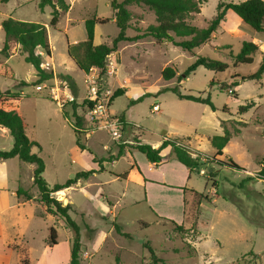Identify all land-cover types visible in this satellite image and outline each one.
<instances>
[{
    "label": "rangeland",
    "instance_id": "obj_1",
    "mask_svg": "<svg viewBox=\"0 0 264 264\" xmlns=\"http://www.w3.org/2000/svg\"><path fill=\"white\" fill-rule=\"evenodd\" d=\"M40 1L4 3L0 0V47L5 38L1 22L6 18L47 24L53 58L52 54L51 59L45 54L42 63L54 64L53 73L58 78L64 76L60 72L66 73L81 86L84 75L71 62L67 44L85 41V22L97 17L108 22L96 25L94 43L111 45L119 29L112 22L115 13L110 1L66 0L70 8L60 19L57 29L49 26L52 7L46 6L42 11ZM243 1L201 0V12L195 14L191 22L204 28L216 15L220 2ZM128 9L132 13L128 36L135 37L138 31L143 33L155 24L154 13L148 8L130 6ZM227 15L211 42L193 52L148 36L121 43L119 50L108 57L105 73L90 72L99 74L102 93L125 90L124 95L113 101L111 111L143 127V140L148 144L160 140V136L173 137L175 130L190 132L192 137L197 135L198 149L203 154L192 150L188 139H179L189 147L191 155L199 159L202 166L200 171H195H203L206 177H193V182L205 193L190 195L182 224L158 217L145 202L133 204L129 197L122 199L125 186L121 182L108 181L110 170L119 171L132 161L130 150L124 158L116 159L115 168L108 164L107 172L91 175L87 180L82 179L68 189L53 193L64 206L71 205L70 216L80 226L81 240L87 249L81 255V264H164L161 261L165 264H264V181L257 178L264 163V78H247L260 69L264 33L240 21L231 10ZM244 41L258 45L252 64L235 62L234 56L241 52ZM198 56L227 63L228 70L217 73L199 67L185 78L183 75ZM0 60L5 62L3 57ZM7 64L13 69L15 78L0 76V90L15 91L20 88V82L28 84L21 88L24 94L21 111L27 123V136L40 145L34 152L45 163L43 178L50 187L66 183L78 172L94 169L92 156L95 161L106 159L110 162L108 156L112 151L131 146L113 141L105 131L87 137L78 133L77 136L62 110L45 93L36 92L33 86L36 70L25 62L24 55L11 57ZM166 67L176 70V76L170 81L162 76ZM111 69H114L113 75L108 73ZM211 82L214 83L212 87ZM175 87L184 94L210 95L216 111L206 105L180 100L172 91H166ZM76 90L79 94L78 86ZM83 93L84 87L81 95ZM145 94L149 95L143 102L130 106L131 100ZM85 104L86 101L80 107ZM155 104L160 106V112L152 110ZM248 104L252 107L241 113V107ZM223 126L230 130L232 138L223 156H217L209 138L222 135ZM135 130L127 131L123 140H133ZM78 139L84 151L77 146ZM229 159L242 170L225 165ZM23 165L19 169L22 188L32 200L19 201L9 194L2 201L0 264H69L73 232L63 218L49 214L39 201L40 194L33 183L35 166ZM11 168L15 173V167ZM11 175L13 177V173ZM51 228L56 230V246L50 244Z\"/></svg>",
    "mask_w": 264,
    "mask_h": 264
},
{
    "label": "trees",
    "instance_id": "obj_2",
    "mask_svg": "<svg viewBox=\"0 0 264 264\" xmlns=\"http://www.w3.org/2000/svg\"><path fill=\"white\" fill-rule=\"evenodd\" d=\"M8 3L10 0H2ZM111 8L115 13V23L119 29L117 36L112 40L111 45L100 44L95 45V28L96 25H104L108 21L97 17L86 20L85 26L87 31V39L76 44H69L67 47L68 56L75 63L77 68L85 74L90 73L93 68L99 69L101 73H105L108 57L119 50V45L124 42H134L144 37H153L157 42H168L182 48L185 51L193 52L196 48L210 43L214 33L220 29V25L226 19L228 11H233L242 21L258 33H264V0H245L243 2H220L217 6L216 15L208 21L207 26L198 28L192 24L191 18L200 13L201 0H109ZM46 6L52 7V17L49 26L57 29L60 19L69 11V4L66 0H41L39 8L43 11ZM138 6L146 7L155 16V24L150 25L143 33L138 31V35L130 37L127 31L131 29L132 13L128 7ZM2 30L5 34L3 47L0 51V56L9 59L17 54L18 50L25 55V62L32 65L36 70L37 80L33 86L52 78V73H47L41 67L42 57L37 54V50L41 49L50 58L52 51L50 48L48 29L45 25L37 22H24L16 20L12 17L6 18L1 23ZM183 39V40H177ZM20 46V47H19ZM258 45L254 42L244 41L242 50L238 55L234 56L235 62L238 64H252L253 55L258 52ZM204 67L217 73H224L228 70V64L220 61L208 59L203 56H198L195 61L189 66L185 74L188 78L191 73L197 68ZM264 74V55L262 56L260 69L254 75L247 77L248 79L261 80ZM0 76L8 79H14L15 74L13 69L5 62L0 61ZM163 79L170 81L176 76V70L172 67H166L162 72ZM62 78L70 83L74 93H77L76 84L70 76H62ZM181 80L182 77L180 76ZM18 90H0V126L9 130L14 139L13 147L8 150H0V160H9L19 158L21 161L35 166L33 171V183L38 188L40 197L39 201L46 207L49 214L60 216L64 219L66 226L73 232V243L70 252L69 264H81V255L87 251L86 246L82 243L80 226L71 218V205H63L60 201L52 196L53 193L63 191L74 185L80 180H87L91 175L96 173L95 170L81 171L69 179L64 184H56L50 187L43 178L45 171V163L43 159L34 152L35 148H40V145L31 140L26 133L27 123L21 111V103L24 98L23 87L27 86L26 82L19 83ZM210 86H214L211 82ZM172 91L180 100H187L198 104H205L216 111V108L211 100L210 95L207 97L196 96L192 94H184L179 88L166 89ZM125 94V90L120 89L114 92L112 101ZM149 95L145 94L136 100L130 101V106L139 104L144 101V98ZM252 107V104L243 106L240 109L241 113L247 112ZM77 106H74L76 111ZM66 117L67 114L63 113ZM124 119V116H121ZM78 119V124L81 125V118ZM238 132V129H235ZM77 136L78 133L76 132ZM232 134L228 128L223 126V134L209 138V142L216 149L217 156H223L225 147L229 144ZM136 145L134 149L146 155L147 159L156 165L162 162L161 151L167 147H171L176 159L190 169V171H200L202 166L199 159L193 157L189 147L183 144L179 138H166L161 146L157 149L149 144H142L137 138H134ZM77 146L84 151L85 149L77 140ZM123 155V150L120 149L117 158ZM106 161V159H102ZM102 161H95L100 166ZM230 168L242 170L231 159L225 163ZM199 173V172H198ZM257 178L264 180V163L257 172ZM192 194H200L193 192ZM202 194V193H201ZM17 196L25 200H31L32 196L23 188L17 190ZM91 230L89 227H87ZM119 230V227L116 228ZM50 244L57 245V234L54 228H51ZM151 256L154 262H157L155 253L152 249ZM165 264L164 261H161ZM156 264V263H155Z\"/></svg>",
    "mask_w": 264,
    "mask_h": 264
},
{
    "label": "crops",
    "instance_id": "obj_3",
    "mask_svg": "<svg viewBox=\"0 0 264 264\" xmlns=\"http://www.w3.org/2000/svg\"><path fill=\"white\" fill-rule=\"evenodd\" d=\"M227 16L228 15H226V17ZM14 19L27 22L26 20L20 19V18H14ZM240 21H242V19H240ZM28 22H31V21H28ZM112 22L115 23V18L112 20ZM43 25L47 27V24H43ZM66 31L68 32V29ZM95 34H96V28H95ZM4 40L1 44L0 51L3 47ZM252 41H256V39H253ZM76 43L78 42L75 40V41L70 42L69 44H76ZM67 47H68V44H67ZM17 54H22L20 49L18 50ZM37 54H40L42 57V61H44V55H45L44 51L41 49H38ZM24 58H25V55H24ZM52 58H53V52H52ZM4 59H5V63H7V61L9 60L6 58ZM71 62L73 61L71 60ZM82 73L83 75L85 74L84 72ZM60 74L64 76H69L68 74L63 73V72H60ZM263 78H264V74H263ZM37 79L38 78L36 77V80ZM75 84H76V87L78 86L80 88V93H81V90L84 87L83 81L81 82V86H79L77 81H75ZM195 104H198V103H195ZM200 105H205V104H200ZM160 111L161 109L159 106V111L157 112H160ZM124 119H126V121L130 123L129 130L136 129L135 134L133 135V138H137L142 144H148L146 141L143 140V135H145L144 134L145 129L139 126L138 124L132 123L125 116H124ZM180 129H183V128H180ZM8 133L10 134L9 130H7L6 128H3V127L0 128V150L4 149V151H8L7 149L10 150L13 147L14 139L11 136V134H10L11 137H9ZM172 135L173 137H170V139H173V138L188 139L190 148L192 150H196L198 154L202 153L200 149H198L200 140L197 137V135L192 137L190 136V132H187L185 130H175L172 133ZM160 137H161L160 140H157L156 142L151 143V146L153 148L155 149L159 148L162 142L164 141V139H166L168 136H160ZM128 145H131V146L126 145L123 150V155L119 158H117V154L119 150L118 151L114 150L108 156V159L110 160V162L102 161V159L96 160V161H100V160L102 161L100 166L98 165V163L94 162L95 156H92V160L94 163L93 164L94 169H90V170L96 171V173H94L93 175L102 173V172H107L106 168L108 164L109 165L111 164V167L115 168L117 160L124 158L127 155V150L132 151L131 153H129L132 161L128 163L127 167L119 171L111 172L110 170L109 171L110 173H108L109 174L108 181L111 183L121 182V185L125 186L123 192L121 193L122 199L129 197V199L133 202V204L139 203V202H145L146 204L151 206L152 210L158 215V217L164 218L176 224H182L185 219L186 203L190 195L193 192H197L200 194L205 193V192H202L193 182V177H196V175L205 176L203 174V171L199 173L197 171H193V172L190 171L188 167H186L184 164H182L176 159V156L172 152L171 147H167L161 151L162 162L159 165H156L154 163H151L147 159L146 155L139 152L137 149L133 148V145H136V144L132 143V140L129 141ZM105 147L106 146L104 145L103 148ZM23 164H28V163L21 161L19 158H13L9 160H0V222H1V216L3 215V209H1L3 205L2 201L6 199L7 195L11 194L12 196L17 197L19 201L21 200V201L29 202L32 200V199L25 200L24 198H20L17 196V190L20 187L22 188V177L19 174L20 173L19 169H21L22 166H24ZM11 167H15L14 168L16 169L15 173L13 172L12 170L13 168ZM11 173H13V177ZM259 180L264 181L262 179H259Z\"/></svg>",
    "mask_w": 264,
    "mask_h": 264
},
{
    "label": "built area",
    "instance_id": "obj_4",
    "mask_svg": "<svg viewBox=\"0 0 264 264\" xmlns=\"http://www.w3.org/2000/svg\"><path fill=\"white\" fill-rule=\"evenodd\" d=\"M53 66L54 64L50 62L41 64L44 71L52 73V78L36 85V92L45 93L63 113L67 114L66 119L75 132L87 137L97 131H105L113 141L119 144H128L129 140H123V136L129 131L130 123L111 111L114 93L109 90L102 93L99 74H84V93L83 95L81 93L75 94L68 81L58 78L53 73ZM91 71L101 74V71L96 68ZM108 73L113 75L114 69ZM84 101L86 104L81 108L80 106L84 104ZM74 106H77L76 111H74ZM152 110L154 112L159 111V105L155 104ZM78 117L81 118V125L78 124ZM132 143L136 144L133 140Z\"/></svg>",
    "mask_w": 264,
    "mask_h": 264
}]
</instances>
